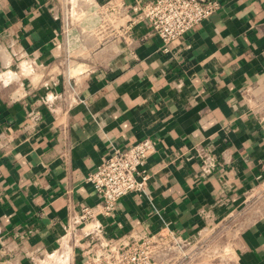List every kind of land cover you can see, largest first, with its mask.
<instances>
[{"label": "crops", "instance_id": "0c3cea01", "mask_svg": "<svg viewBox=\"0 0 264 264\" xmlns=\"http://www.w3.org/2000/svg\"><path fill=\"white\" fill-rule=\"evenodd\" d=\"M218 1L164 51L146 24L99 43L80 13L65 32L64 0H0V264H78L85 237L66 225L99 202L87 174L146 137L147 194L97 218L107 237L196 238L203 212L219 223L244 206L264 161V0ZM255 215L231 234L230 264H264V200Z\"/></svg>", "mask_w": 264, "mask_h": 264}, {"label": "built area", "instance_id": "2783aa9c", "mask_svg": "<svg viewBox=\"0 0 264 264\" xmlns=\"http://www.w3.org/2000/svg\"><path fill=\"white\" fill-rule=\"evenodd\" d=\"M64 2V12L69 21L65 26L66 33L79 13L97 21L94 26H98V29L92 30L94 28L91 27L93 33L90 36L94 35L99 43L125 38L134 26L146 24L151 27L150 35L162 42L164 51H168L173 41L201 25L220 7L218 0ZM30 67L34 72L38 65L30 64ZM244 96L250 97L251 92L245 90ZM254 100L261 105L260 108H264V90ZM253 110L259 111L255 108ZM156 150V141L150 137L137 140L126 148L115 147L95 170L87 174L86 180L94 186L99 202L94 207L85 206L77 214H72L66 225L68 230L74 227L79 238L81 235L85 237L84 245H78V264H208L221 256V252L225 255L230 245L228 241L232 240L231 234L235 230L238 234L244 227L242 222L260 213L264 200V161L256 176L257 182L247 193L244 206L219 223L214 222L209 212H203L207 221L206 228L196 238L184 236L168 225L154 231L139 226L122 236L107 237L103 224L97 218L101 215L113 216L119 200L128 194H147L150 176L145 164ZM95 219L99 223H94ZM228 261L231 262L232 258Z\"/></svg>", "mask_w": 264, "mask_h": 264}, {"label": "rangeland", "instance_id": "374dc122", "mask_svg": "<svg viewBox=\"0 0 264 264\" xmlns=\"http://www.w3.org/2000/svg\"><path fill=\"white\" fill-rule=\"evenodd\" d=\"M221 253L223 254V252ZM221 253H220L221 256L217 257V259L214 262H210L208 264H229L230 262L228 261V259H230L229 258L230 256H228V259H226V255H222ZM203 262H206V260Z\"/></svg>", "mask_w": 264, "mask_h": 264}]
</instances>
